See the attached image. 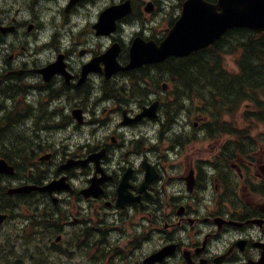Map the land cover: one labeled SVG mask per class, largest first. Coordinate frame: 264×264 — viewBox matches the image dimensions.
Instances as JSON below:
<instances>
[{
    "label": "flooded vegetation",
    "instance_id": "flooded-vegetation-1",
    "mask_svg": "<svg viewBox=\"0 0 264 264\" xmlns=\"http://www.w3.org/2000/svg\"><path fill=\"white\" fill-rule=\"evenodd\" d=\"M158 4L0 0V153L28 158L10 187L60 181L52 193L0 198L10 213L23 204L39 216L49 237L36 260L264 264V149L239 150L237 132L222 133L220 120H161L174 59L106 65L111 49L125 67L134 42L164 38L150 31ZM165 64L172 68L160 77ZM154 102L156 117L137 119ZM189 124L196 132L187 139ZM190 136L213 146L185 148ZM163 138L169 147H159Z\"/></svg>",
    "mask_w": 264,
    "mask_h": 264
},
{
    "label": "trees",
    "instance_id": "trees-1",
    "mask_svg": "<svg viewBox=\"0 0 264 264\" xmlns=\"http://www.w3.org/2000/svg\"><path fill=\"white\" fill-rule=\"evenodd\" d=\"M226 49L239 51L236 74L225 72L220 66L221 54ZM173 68L175 76L187 89L192 85L205 86V89L193 92L205 96L212 118L218 120L221 112L232 115L241 103L249 101L254 106L249 115L264 120V100L259 97V94L264 96V34L257 36L243 29L232 30L212 51L179 59ZM5 158L9 161L8 157Z\"/></svg>",
    "mask_w": 264,
    "mask_h": 264
},
{
    "label": "water",
    "instance_id": "water-1",
    "mask_svg": "<svg viewBox=\"0 0 264 264\" xmlns=\"http://www.w3.org/2000/svg\"><path fill=\"white\" fill-rule=\"evenodd\" d=\"M109 13L112 11L105 14ZM232 27H244L255 33L264 31V0H218L216 4H209L203 0H186L183 3L181 17L169 31L167 38L159 46L152 42L134 43L130 63L124 69L161 62L169 56H186L208 46ZM114 66L117 70L115 63ZM155 111L156 104L143 115L154 116ZM0 173L12 175L13 168L0 160ZM54 189L55 186L52 184L44 188L24 186L9 190L8 194ZM4 218L5 215H0V223Z\"/></svg>",
    "mask_w": 264,
    "mask_h": 264
},
{
    "label": "rangeland",
    "instance_id": "rangeland-1",
    "mask_svg": "<svg viewBox=\"0 0 264 264\" xmlns=\"http://www.w3.org/2000/svg\"><path fill=\"white\" fill-rule=\"evenodd\" d=\"M160 5V12L155 15L153 19L154 25H152V29L150 30L152 34H155L160 39L168 32L170 29V25L168 24L167 20L171 17H177V14L179 13L180 5L182 0H158ZM148 32V34L150 33ZM225 53L221 56L222 59H220V66L222 70H225V72L229 73H236L237 72V66H236V59L238 58L239 51L231 52L230 49H226L224 51ZM162 85V82L160 83V86ZM168 85V83H167ZM169 89V88H168ZM162 93V92H161ZM165 93V92H164ZM162 93V95L164 94ZM189 96V97H188ZM193 96V93H187V99H184L183 102V108L184 111L180 112L177 116H175L174 120H191V121H198L201 122V120H211L213 118L210 117V114L212 113L211 110H206L205 107H201L202 103L204 102L203 99H191ZM167 98H164L163 103V114L161 120H166L169 118L167 107L169 104L172 103L171 98L169 96H166ZM259 97H263L262 94H259ZM169 102L166 104V102ZM171 101V102H170ZM177 108V107H176ZM251 105L249 102L241 103L236 109L235 112L232 115L229 116H221L219 120H223L224 123L232 122L234 120V124L239 129H245L246 126H249L251 124V127H249V134L250 138H254L257 142V149L263 148L264 149V121L263 122H257L256 119L252 117H248L249 120H252L250 122H245L247 120L245 118L244 113L252 111ZM169 109V107H168ZM182 109V108H181ZM101 110V109H100ZM207 111V112H206ZM100 112V111H99ZM172 113V112H171ZM170 113V114H171ZM92 116V115H91ZM22 126V125H21ZM192 128L191 124L188 125L187 130H190ZM226 127L224 126V129ZM190 133L187 136V139H189V135L196 132L192 128ZM56 137V135H55ZM191 140L189 143L185 146V148H192V149H210L213 146V141L207 140L203 141L202 139L199 140H192V136H190ZM166 138H163V140H157L156 142H163ZM163 145H159L160 148H167L169 147L167 144L162 143ZM26 170H24L23 175H25ZM13 183L12 179L2 178L0 179V187H9ZM3 196L5 194L3 193ZM0 208V210H2ZM17 216L19 218H24V216L19 212L16 211ZM27 215V214H26ZM25 215V216H26ZM23 219H18L14 221H10L3 229L0 230V245H3L4 247L7 246V248H12L14 253L10 254L9 256V263L8 264H31V258L35 259V257H39V253L35 252L34 249L29 246L30 242L36 243V241L46 239L48 235H41V231L37 229L31 228L28 233L24 235H20L21 231H19V225L22 224ZM27 236V237H25ZM55 234H52L50 238V243L54 241ZM49 244V242L47 243ZM32 256V257H29ZM27 257H29L27 259ZM54 262V258H52V264ZM55 259V264H56ZM76 262V261H75ZM16 263V264H17ZM65 264V263H64Z\"/></svg>",
    "mask_w": 264,
    "mask_h": 264
}]
</instances>
